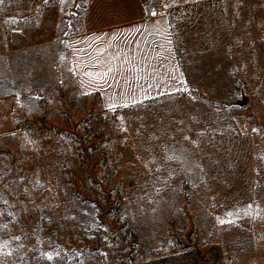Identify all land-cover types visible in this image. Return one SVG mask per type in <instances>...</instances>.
<instances>
[{
  "label": "rangeland",
  "instance_id": "obj_1",
  "mask_svg": "<svg viewBox=\"0 0 264 264\" xmlns=\"http://www.w3.org/2000/svg\"><path fill=\"white\" fill-rule=\"evenodd\" d=\"M146 8L169 19L180 87L110 109L79 90L69 37ZM4 241L0 264H212L215 245L264 264V0H3Z\"/></svg>",
  "mask_w": 264,
  "mask_h": 264
},
{
  "label": "crops",
  "instance_id": "obj_2",
  "mask_svg": "<svg viewBox=\"0 0 264 264\" xmlns=\"http://www.w3.org/2000/svg\"><path fill=\"white\" fill-rule=\"evenodd\" d=\"M69 41L79 90L99 92L105 105H131L133 97L137 103L180 87L181 69L166 16L78 32Z\"/></svg>",
  "mask_w": 264,
  "mask_h": 264
},
{
  "label": "snow or ice",
  "instance_id": "obj_3",
  "mask_svg": "<svg viewBox=\"0 0 264 264\" xmlns=\"http://www.w3.org/2000/svg\"><path fill=\"white\" fill-rule=\"evenodd\" d=\"M0 3H3V0H0ZM45 3H47V0H45ZM61 3H64V0H61ZM163 6H164L165 8H167V7H169L170 5H168V4H164ZM145 11L149 12V14L152 15V16H155V15H156V11H155L154 8H153V9H147V8H146ZM13 22H16L14 18H13ZM168 43L170 44L171 41L168 40ZM109 71H112V69L109 68ZM181 75H182V74H181ZM171 79H175V77L173 76V77H171ZM149 87H152V85H149ZM156 87H160V85L157 84ZM173 90L175 91V90H178V89H175V88L173 87ZM184 91H187V89L185 88ZM131 102H132L133 104L136 103V100H135L134 97L131 99ZM123 106L127 107L128 105H127V103L125 102ZM107 107L110 108V109H115V108L117 107V105H116L115 103L110 102V103H108ZM120 119L122 120L123 118L121 117ZM121 130H125V129H121ZM252 131H253V132H257L258 129L253 128ZM193 143H195V141H193ZM251 207H252V205H248V206H247V209H243V210H241V211H244L245 215H248V214H250V213L248 212V209H251ZM257 207H258V206H257ZM258 214H259V213H257V215H258ZM228 215L231 216V215H233V213H228ZM217 219H218V222L221 223V224L226 223V221H224V220H221V219H219V218H217ZM227 222H228V223H231V221H227ZM16 239H18V237H17ZM7 246H8V245H7V241H4L2 244H0V254L11 255V252H10V251H8V252H3V249L7 248ZM43 255L46 256L48 260H53V259H54V256H59V253H58V252H56V253H53V252H47V253H43Z\"/></svg>",
  "mask_w": 264,
  "mask_h": 264
},
{
  "label": "trees",
  "instance_id": "obj_4",
  "mask_svg": "<svg viewBox=\"0 0 264 264\" xmlns=\"http://www.w3.org/2000/svg\"><path fill=\"white\" fill-rule=\"evenodd\" d=\"M174 94V93H171ZM168 96H170V94H164L152 99H147L141 102H137L135 104H132L128 107H126L128 110H130L131 112H136V111H141L144 108H149L151 105L161 101L162 99L167 98ZM211 252V262L212 264H225L223 261V255H222V250L221 247L219 245H215L211 248L210 250ZM165 261V260H164Z\"/></svg>",
  "mask_w": 264,
  "mask_h": 264
},
{
  "label": "water",
  "instance_id": "obj_5",
  "mask_svg": "<svg viewBox=\"0 0 264 264\" xmlns=\"http://www.w3.org/2000/svg\"><path fill=\"white\" fill-rule=\"evenodd\" d=\"M247 98L244 97L242 102H239V105L244 106L247 103Z\"/></svg>",
  "mask_w": 264,
  "mask_h": 264
},
{
  "label": "built area",
  "instance_id": "obj_6",
  "mask_svg": "<svg viewBox=\"0 0 264 264\" xmlns=\"http://www.w3.org/2000/svg\"><path fill=\"white\" fill-rule=\"evenodd\" d=\"M156 9H157V8H156ZM157 10H158V11H160V10H161V8H158Z\"/></svg>",
  "mask_w": 264,
  "mask_h": 264
}]
</instances>
